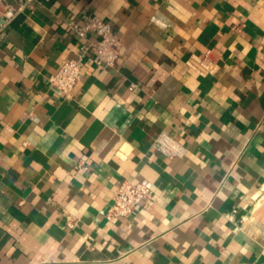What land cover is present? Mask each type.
<instances>
[{
  "label": "crops",
  "instance_id": "crops-1",
  "mask_svg": "<svg viewBox=\"0 0 264 264\" xmlns=\"http://www.w3.org/2000/svg\"><path fill=\"white\" fill-rule=\"evenodd\" d=\"M7 1L0 264H264V0ZM93 15L122 42L116 68L73 28ZM208 51L202 75L189 60ZM83 53L63 94L49 77ZM163 131L184 157L155 149ZM125 179L154 199L110 218Z\"/></svg>",
  "mask_w": 264,
  "mask_h": 264
},
{
  "label": "built area",
  "instance_id": "built-area-1",
  "mask_svg": "<svg viewBox=\"0 0 264 264\" xmlns=\"http://www.w3.org/2000/svg\"><path fill=\"white\" fill-rule=\"evenodd\" d=\"M17 13L18 9L15 6L7 0H0V20L10 22ZM73 28L82 36L88 31H94L97 34V40L93 41L90 47H83L84 53L88 48L95 50L94 60L97 65L118 67L122 59V42L108 21L101 16L93 15L88 18L85 25L74 24ZM84 53L78 58L64 60L59 70L49 77V82L54 88L66 95L72 94L81 80ZM189 64L202 75L214 73L218 68V61L213 57L211 51L202 57H191ZM154 147L169 158H182L188 152V147L167 131L160 133ZM79 165L83 169L87 168L83 162ZM153 199L154 193L150 186L125 179L115 192L113 204L108 210V217L130 216L139 204ZM68 224L73 226L74 222L69 220Z\"/></svg>",
  "mask_w": 264,
  "mask_h": 264
}]
</instances>
